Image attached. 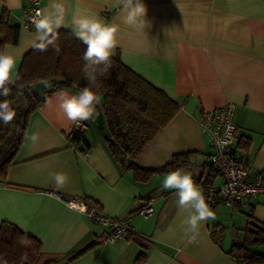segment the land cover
Listing matches in <instances>:
<instances>
[{"label":"crops","instance_id":"1","mask_svg":"<svg viewBox=\"0 0 264 264\" xmlns=\"http://www.w3.org/2000/svg\"><path fill=\"white\" fill-rule=\"evenodd\" d=\"M39 1L38 18L48 16L52 22L62 16L54 31L64 28L76 35L74 21L83 14L115 25L118 44L113 56L118 55L126 66L181 104L138 157L139 166L155 168L170 162L174 154L195 152L192 166L183 171L191 173L201 191L203 165L212 163L210 142L199 124L201 111L233 103L235 148L248 159L251 172L264 168V0H142L150 23L145 31L123 24L119 0ZM33 2L0 0V14L7 9L9 23L20 27L18 42L3 49L15 56L16 75L24 54L39 42L35 24L28 27L25 23ZM62 92L76 95L68 89L53 91L29 117L6 181H0V224L11 222L38 238L42 262L140 264L138 259L144 255L141 264H242L229 253L241 235L235 232L230 237L225 231L217 214L222 203L212 210L215 218L192 236L176 191L162 187L167 173L141 184L120 172L90 119L76 121L86 125L80 142L68 138L76 122L68 120L59 107ZM33 134L39 137L36 143L31 140ZM243 140L249 141L245 148ZM57 173L67 177L61 188L54 183ZM219 181L218 175L213 183ZM51 192L89 199L112 217L133 213L148 201L154 213L148 218L133 216L137 240L104 243L101 226ZM233 209L243 215L245 227L251 221L262 224L264 194L249 197Z\"/></svg>","mask_w":264,"mask_h":264},{"label":"trees","instance_id":"2","mask_svg":"<svg viewBox=\"0 0 264 264\" xmlns=\"http://www.w3.org/2000/svg\"><path fill=\"white\" fill-rule=\"evenodd\" d=\"M9 16V11L2 9L0 52H3L5 45L18 42L20 27L11 25ZM54 32L55 48L48 46L47 51L42 52L33 47L24 54L16 75L18 78L9 86L10 95L0 96V100L6 99L16 112L11 124L0 123V181H6L7 169L22 142L30 115L42 106L50 94L36 96L32 92L34 84L44 81L51 83L53 91L68 89L76 94L84 87H92L99 96L100 103L96 106L97 114L90 121L98 126L120 172L130 174L134 181L147 183L155 175L168 174L177 169L183 171L192 166L190 158L195 152L174 154L170 162L159 167L139 166L136 163L138 157L179 112L181 104L126 66L118 55L111 57V66L107 71L102 72L103 66H99L96 81L90 84L82 71L85 63L82 55L86 45L69 29L61 28ZM102 128L105 135L102 134ZM81 139L82 136H75L71 141L75 143ZM248 143V140H243L242 146L245 148ZM203 168L206 173L204 179L199 180L201 192L211 210H214L219 203H210L206 188L213 183L218 173L212 163H205ZM84 200L99 206L89 199ZM261 225L264 227V223ZM133 234L130 233L126 238L137 240ZM93 245L94 243L88 248ZM262 247L264 229L252 232L246 226L240 238L233 242L229 253L242 264H264V251L259 250ZM81 253L72 255L69 260ZM41 254V242L38 238L24 233L11 222L0 224V264L58 263L55 260L42 262ZM144 258V255L139 257L140 264Z\"/></svg>","mask_w":264,"mask_h":264},{"label":"clouds","instance_id":"3","mask_svg":"<svg viewBox=\"0 0 264 264\" xmlns=\"http://www.w3.org/2000/svg\"><path fill=\"white\" fill-rule=\"evenodd\" d=\"M121 7V19L123 24L137 31H145L150 27L146 20L147 9L142 0H119ZM59 8V6H57ZM62 16H57L55 21L50 22V17L38 18L35 21L37 29L34 47L38 51H47L48 46L55 48L56 35L54 28H59ZM77 26L76 35L86 45L82 55L85 62L82 71L90 84L96 81V72L99 66H103L102 72L111 66V57L117 48V32L115 25H105L99 18L92 15H79L75 19ZM59 51V49H56ZM16 59L8 52H0V96L10 95V85L14 83ZM102 74V73H101ZM18 78V76H16ZM59 107L68 120L86 121L93 118L96 106L100 98L92 87H84L78 94L70 95L62 92L59 96ZM16 112L8 101L0 100V123L9 125L15 119ZM37 134H33V143L38 141ZM55 186L61 188L66 183L67 177L57 173L53 177ZM162 187L166 190H175L178 195V207L187 212L184 224L187 232L194 236L199 228L207 221L215 218L214 212L207 204L204 195L194 183L191 173L180 169L171 171L163 181ZM191 242V239L189 240Z\"/></svg>","mask_w":264,"mask_h":264},{"label":"built area","instance_id":"4","mask_svg":"<svg viewBox=\"0 0 264 264\" xmlns=\"http://www.w3.org/2000/svg\"><path fill=\"white\" fill-rule=\"evenodd\" d=\"M40 12V1L34 0L25 21L28 27L35 24ZM234 109L233 103H226L215 109L202 111L199 119L200 128L210 142V159L220 177L218 184L207 186L208 200L211 204L225 203L231 208L243 205L249 197L264 194V168L251 172L248 159L235 148L237 126L233 119ZM85 128L83 122L74 123L67 132L68 138L72 140L75 136H82ZM51 193L68 207L83 211L93 223L101 226L103 230L100 239L104 243L115 242L132 233L133 216L148 218L154 213L152 202L148 201L133 213L112 217L105 214L99 206L84 199L71 198L58 192Z\"/></svg>","mask_w":264,"mask_h":264},{"label":"rangeland","instance_id":"5","mask_svg":"<svg viewBox=\"0 0 264 264\" xmlns=\"http://www.w3.org/2000/svg\"><path fill=\"white\" fill-rule=\"evenodd\" d=\"M217 214L221 219V223L224 225L228 236L232 237L235 232H238L240 235L243 234L245 220L243 215L238 210L231 208L225 203H222L218 206ZM259 250L264 251V247Z\"/></svg>","mask_w":264,"mask_h":264},{"label":"water","instance_id":"6","mask_svg":"<svg viewBox=\"0 0 264 264\" xmlns=\"http://www.w3.org/2000/svg\"><path fill=\"white\" fill-rule=\"evenodd\" d=\"M53 89H54L53 86L48 81L39 82V83H36L32 86V92L36 96L42 95L45 93H51V92H53ZM102 134L105 135L104 128H102ZM261 229H264V227H262V225L260 223H258L257 221H251L250 222V224H249V230L250 231L257 232L258 230H261Z\"/></svg>","mask_w":264,"mask_h":264}]
</instances>
